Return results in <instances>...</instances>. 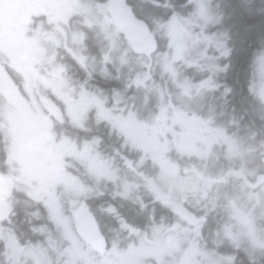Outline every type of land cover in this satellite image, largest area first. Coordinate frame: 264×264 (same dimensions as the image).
Segmentation results:
<instances>
[{
	"label": "rangeland",
	"instance_id": "rangeland-1",
	"mask_svg": "<svg viewBox=\"0 0 264 264\" xmlns=\"http://www.w3.org/2000/svg\"><path fill=\"white\" fill-rule=\"evenodd\" d=\"M19 2L13 0H0V27L7 32L0 40V51L4 54L11 55L10 60L13 64L20 62L18 55L19 40L17 37L11 39L8 26L18 28L19 32L16 36L22 37L20 28V6ZM50 0L47 1L44 8L39 10L41 14L50 13ZM15 5L13 9L12 6ZM95 6V7H94ZM97 7V8H96ZM58 8V7H57ZM76 9L78 24L88 27L93 23L103 27L109 20L108 6L97 4L94 5L87 0H81ZM222 10L220 0H195V17L192 19L189 16L174 15L164 24L155 28L153 31L158 36H164L167 39V52L160 53L159 65L163 66V71L170 70L171 77L179 82L178 74L175 73V65L179 64L189 69H193V75L201 73L200 81L184 80L180 83L182 96L179 97V105L188 108L176 110L175 122L182 123L180 111L184 110L188 115L197 116L198 119H204L203 94H196L197 89L209 90L217 84L212 83V76L216 73L217 68L211 70L200 69V64L195 58L196 53H199L202 44H209L212 49L218 51V47L224 46L223 41H219L224 37V33L210 29L216 21V13ZM100 11V13H99ZM5 15H4V13ZM64 12L61 9H54L56 18L62 19ZM110 21V20H109ZM47 22L48 18H47ZM109 26V25H108ZM50 33L45 34L48 39ZM15 40V42L13 41ZM44 49L47 48L46 43H43ZM38 42V43H40ZM165 48V49H166ZM6 50L7 52H5ZM129 55L127 53V59ZM140 56L139 58H141ZM133 59V58H132ZM132 62H130L131 64ZM145 68L150 69V74L143 75L144 88H150L152 81L151 62L148 59L142 60ZM157 65V64H156ZM209 72L211 75L209 77ZM134 78V77H133ZM28 82V81H27ZM212 83V84H210ZM256 92L264 103V60L257 74L255 81ZM67 85V82L64 83ZM63 80L54 79L51 82L49 79H44L43 84L39 87H44L45 95L42 103L35 105L34 101H29L32 104V112L26 114V111L19 110L16 107H4L5 104L1 100L0 107L4 117L7 114V122L12 137L11 150L14 154L17 168L11 172L14 174L10 177L12 187L18 186L23 188V192L34 202H41L50 212V216L56 221L61 230V237L56 240L55 236L45 228H41L44 233L41 238L32 246L25 250L18 244L10 246L9 250L14 257L24 256L26 261L32 260V264H226L229 256L226 252L214 253L213 250H206L200 246L198 238L202 236L200 226L197 224L202 220L192 216L191 220L187 211L192 213L195 207L196 199H187L188 193H200V187L195 179L197 174H191L192 171L200 173L201 160L205 156H209L215 147V143L219 142L218 131L210 128L206 124V128L201 126L190 125L184 131L181 138L172 136L175 130H167L168 134L160 128V125L171 123L166 114L157 115L153 119L155 122L147 121L136 122L134 118L138 114L135 103L127 109V114L130 117L120 119L118 122L127 136H130V141L135 139L138 145L142 148V164L150 159V165L156 163V177L152 178L150 173L141 168L135 167L131 161L124 158V164L127 170L132 172L141 181L143 187L149 186L153 189V195L160 198L165 203L171 205H179V208L185 210L180 212L178 207H172L180 220L189 221V225L172 224L170 229H158V231H147L145 233L137 231L133 227L122 224L121 230L114 232L104 224L105 233L111 238L109 248L107 250L95 251L90 246L85 245L80 241L77 231V219L81 213L82 204H78L77 199L84 196L87 191V179L73 176L72 171L84 170V174L91 173L97 176V181L101 178L112 176L102 162V146L99 138H93L91 142H81V146L71 145L67 141L58 139V134L54 130H50L48 124H44L42 119L45 110H50L55 107L60 112H65L69 121L74 125L83 122L86 112L89 107L87 97H72L64 90ZM27 88L30 86H26ZM80 93L87 92V89L78 90ZM191 93V99L187 94ZM194 94V95H193ZM40 97V94H38ZM188 97V98H185ZM140 105L145 106L148 100H140ZM12 104L15 101L12 100ZM58 104L60 106H58ZM193 112V113H192ZM6 113V114H5ZM192 113V114H191ZM174 120V117H173ZM33 125H31L30 123ZM171 126V125H170ZM148 127L149 129H147ZM204 129V130H203ZM165 135H171V141ZM133 137V138H132ZM214 143V144H213ZM226 150L230 153L234 151V142L229 139H224ZM50 146H53V153H50ZM187 158H186V155ZM262 166L258 167L259 171L263 170L264 174V150L261 151ZM61 158V160H60ZM246 158V155L245 157ZM186 160V161H184ZM149 161V160H148ZM154 162V163H152ZM243 162V161H242ZM230 164V162H227ZM248 163H252L251 160ZM75 166L73 167V165ZM111 166L113 162H109ZM194 167V168H193ZM72 169V171H71ZM16 173V174H15ZM236 173V172H235ZM234 174V172H232ZM108 179V178H107ZM255 180L254 189L259 194L256 196V201L260 203V207L246 209L242 207L245 194L241 191L244 186L236 181L230 182L229 189L217 191L215 196L218 202L227 203L232 221L226 217L228 223L221 225L219 230L220 245L228 249L231 246L247 242L249 248L260 254L264 249V189L262 183ZM189 181V182H188ZM0 182L5 184L6 179L1 177ZM14 183V184H13ZM99 183H103L102 180ZM98 183V185H99ZM130 188H136L134 178L128 180ZM149 184V185H147ZM264 186V185H263ZM203 194V192H202ZM215 196H213L215 198ZM251 195L248 196L250 198ZM260 197V198H259ZM262 199V200H261ZM263 201L262 205L261 202ZM211 203V202H209ZM60 204L64 206L65 211L69 214L66 216L60 210ZM219 204V203H217ZM254 205V204H253ZM5 206L0 204V219L3 217ZM261 216V224L259 220ZM191 218V219H192ZM100 220V219H99ZM74 222L72 225L71 222ZM100 222V221H99ZM264 224V223H263ZM262 226V227H261ZM215 251V250H214Z\"/></svg>",
	"mask_w": 264,
	"mask_h": 264
},
{
	"label": "flooded vegetation",
	"instance_id": "flooded-vegetation-1",
	"mask_svg": "<svg viewBox=\"0 0 264 264\" xmlns=\"http://www.w3.org/2000/svg\"><path fill=\"white\" fill-rule=\"evenodd\" d=\"M19 2L20 5V28L22 37L16 36L19 32L18 28L8 26V32L11 39L17 37L19 40L18 55L19 63L13 64L10 60L11 55L4 54L0 51V102H4V107H16L19 110H25L26 114L32 112V104L29 101H34L35 105L42 103L45 95L44 87H39L43 84L44 79H49L51 82L54 79L63 80V84L67 82L68 88L64 85V90L68 91L69 95L73 97L78 94L86 95L89 101L88 107V135L93 138L98 137L100 145L102 146V155L104 158L105 168L112 173L110 177L101 178L102 184L97 181L95 174L85 173L84 170H75V173L80 178L87 179V193L85 196V205L80 208L81 211H91V202H93L94 194L106 196L111 191L118 194L135 192L140 194L143 188L141 181H137V177L127 170L124 164V158H127L137 168L147 170L153 178V164L143 166L141 147L138 141H130L118 122L120 119L126 118L127 109L135 103L138 110L137 116L134 118L136 122H140L141 108L140 100H142L143 77L141 66L137 63V58L133 57L134 53L130 45L118 29L110 31L104 26L110 25V21L103 27L99 24L93 23L87 28L78 24V17L76 15V7L79 4L78 0H50L49 11L39 16V10L43 9L48 0H13ZM256 4L264 7V0H257ZM15 5L12 6L13 9ZM58 7V8H57ZM54 9H61L64 14L62 19L56 18ZM4 13V12H3ZM5 15V13H4ZM47 18L49 23L47 22ZM221 23L216 25L219 27ZM0 27V40L7 33L1 31ZM224 33L220 29L217 32ZM50 33L48 39L45 34ZM40 40L48 46L44 49ZM15 42V40H13ZM223 41L224 46L218 47V51L212 49V46L205 44L199 52L198 62L200 69L211 70L216 67V73L212 76V83L223 85L233 83V67L232 63V47L230 46V37L224 33V37L219 39ZM40 42V43H38ZM129 50V58L134 59L130 64L127 60V52ZM255 56L251 63L248 65L247 81L249 82V100L250 110L254 116L258 113V121L264 122V103L258 96L255 86L257 74L264 60V41L259 42L255 49ZM83 67L84 70H80ZM209 77L211 72L208 73ZM134 77V78H133ZM28 81V82H27ZM210 83V84H212ZM30 86V87H26ZM87 89V92L80 93L78 90ZM40 94V97H38ZM247 94V95H248ZM258 96V98L255 97ZM238 93L220 94L222 100L227 97L233 99L238 98ZM224 97V98H223ZM12 100L15 104H12ZM17 104V105H16ZM226 103L218 101L215 105L208 104L211 110L219 113V120H217V130L220 132V143H217V154L220 158L226 159L228 162L241 163L248 162L254 157L253 138L252 136L246 138L245 135L237 134L238 126L233 125V111L231 108L226 110L224 105ZM50 110H45L42 116L44 124H48L50 130L62 132L66 126L64 125V116H56L53 113V106ZM2 106L0 107V178L6 179V183L0 182V204L5 206L3 217L0 219V235H4L5 231L11 226L16 219L24 218L29 219V206L26 205L29 198L23 188H14L10 182L11 171L14 168L13 163L14 154L11 150V134L9 124L6 117H4ZM55 108V107H54ZM186 122V121H184ZM236 122V121H235ZM30 123V122H29ZM33 125L32 123H30ZM75 129L84 127V124H78ZM249 132V131H248ZM247 132V134H248ZM228 133V134H227ZM232 133V135H229ZM229 138L234 142V151L230 153L226 150L224 139ZM51 149V150H50ZM50 153H53V146H50ZM246 155V158H244ZM61 160V158H60ZM109 162H113L111 166ZM75 166V164H74ZM16 174V173H15ZM225 178L241 176L247 179H254L253 173L247 174H224ZM134 178L136 181L135 190L130 188L128 180ZM260 179V183L264 182V174H257L256 180ZM99 183V185H98ZM229 187L230 182L227 180L221 185ZM248 188V195L246 204L242 207L252 208L250 204L251 199L254 200V183L249 181L244 182ZM264 189V183L261 184ZM245 189V188H244ZM245 194V190L241 191ZM252 194V195H251ZM251 195V199L248 196ZM191 199L190 195L186 196ZM209 202L218 203L217 197L206 198ZM203 203L208 201L201 199ZM252 200V201H253ZM213 204V203H211ZM222 207H227L223 205ZM185 211V210H184ZM189 213L190 219L192 214ZM194 221V218H192ZM205 222V217L203 218ZM189 223V221H188ZM203 226V225H202ZM13 231V229H12ZM12 242L21 243L24 247L25 239H21L12 232V235L7 234ZM244 245V244H242ZM240 245L236 246L239 250ZM243 252H236L228 260V264H239L243 259L247 261L246 264H264V254L253 252L249 248V244L244 245ZM262 258V259H261ZM23 264V263H20Z\"/></svg>",
	"mask_w": 264,
	"mask_h": 264
},
{
	"label": "trees",
	"instance_id": "trees-1",
	"mask_svg": "<svg viewBox=\"0 0 264 264\" xmlns=\"http://www.w3.org/2000/svg\"><path fill=\"white\" fill-rule=\"evenodd\" d=\"M87 1L94 5H107L109 0ZM220 1L222 4V10L216 13V21L214 22L213 28H215L216 31H219L220 29L224 30V33L230 37L229 43L232 47L231 60L233 63L231 71L233 72L232 75H234V82L214 86L212 89L210 88L207 93L212 94L210 98L212 105H215L218 101H222L226 103L224 105L226 110H230L231 108L235 109L232 114L234 116L233 121L234 123L236 121L235 124L238 126V130L241 131V134L247 133V131H249L248 134H245L246 138H249L253 135V163L228 164L224 160L215 158L216 155L206 161L202 159L200 161V168H202L200 173L196 171L191 172L193 175H198L195 181L200 187V193H188L186 196L190 195L191 199L197 200V203L195 204L196 206L193 207L191 212L197 217H205L206 219L203 227H200V231L202 232V236L198 238L200 246L206 250H213V252L216 254L220 252H226L227 254L225 255L229 256L230 259V257L236 254V252H243L244 250L242 247L245 248V244L242 245L237 243V245H240L238 251L236 250L237 245L234 244L228 249L221 247V236L219 235V230L221 225L228 223L227 220H229L226 219L227 213L225 212L226 210L223 209L226 207L222 206L227 205L228 207V204L223 202H218L219 204H217L216 202H213V200L211 202L213 204H211L206 198L215 196V193L217 191H221L222 189H229L225 184L221 185L226 180L228 182H243L241 180L242 178L240 177H231L229 179L223 177L222 175L224 174H231L232 172H236L238 174L253 173L255 178L258 173L262 172L258 170V167L260 165L262 166L260 153L262 150H264V122H259L258 113L254 116L253 112L250 110V100L248 98V91L250 89L249 82L247 81V74L248 65L252 62L256 54L255 49L257 48L258 43L264 41V15L257 13L256 10L259 9H253V7L256 6L257 0ZM239 1L242 2L240 3ZM127 2L132 6L135 15L146 21L153 30L160 25H164L170 19V17L174 15L192 17V15H195L196 12L195 0H127ZM237 2L245 5L246 8H243L242 5ZM217 23H221L219 27L216 25ZM104 28L113 30L114 26L109 25L104 26ZM158 40L160 48H163L164 44L167 43V39L164 36L160 35ZM80 70H84L83 67H80ZM176 70H178L177 74L179 77V82L175 80V77L173 80V78L169 75L166 76V73L158 74L157 76H154V83L156 85L155 90L153 89L152 92H150L144 88L142 92L143 99L150 94V103L148 106H144L142 114L146 115V110L148 109V114L162 115L164 113L169 119H173L174 114L178 109L176 106L179 105V97L182 94V89L179 84L183 83L184 80L193 82H195V80H201L198 73L196 76L193 75V69L181 66V68H177ZM228 93H238L239 96L236 99L227 97V99L224 100L219 97L220 94ZM255 97L258 98L256 95ZM170 99L173 100L175 108H171L168 104ZM185 109L187 110L188 108L185 107ZM209 111L210 114L208 117L204 116V120L206 119L207 121L210 120L214 122L219 120V113L217 111L211 109H209ZM234 123L232 124L234 125ZM166 125L167 124H161L160 126L166 127ZM65 126L66 128L63 131L65 133L60 134L59 132L61 138L65 136L67 139H71V143H73L75 139L78 141L83 140L84 142L91 140V137H89L88 134H86L81 129H75L73 124ZM244 130H246V132H244ZM249 180L254 181L255 179ZM243 190H245V198L247 199L249 190L246 186ZM152 191L153 189H151L149 186H145L142 188L140 194L135 192L118 194L114 191H111L106 196L96 195L93 199V202H91V210L93 211L96 218L98 220L100 219L99 221L101 227L104 228V224H107L111 227L113 232L121 230V227H123L122 224L133 227L137 231L141 232L166 229V227L169 225L178 224L179 221L180 223H183L184 226L186 224L189 225L188 222L186 223L185 221L180 220L172 208H179V205L165 203L160 198L155 197ZM252 192L254 193V200H256V196L259 194L256 190ZM203 197L208 201L207 203L202 202L201 199H203ZM249 199H251V196ZM252 200L253 199H251L250 203L256 205L257 202L254 200L252 202ZM43 208V205L31 200L29 205V219H16V221H13L11 226H9V228L4 232L6 234L5 237L4 235H0V264H17V262L11 258L10 252L8 251V246L12 244V239L7 234L12 235V232H15L18 237L25 239L23 244H26L27 247H32L44 234L40 230L42 227L46 228L47 231L52 230L55 233L59 232L56 228L57 226L54 222H52V220L48 219L47 217L44 219V213L42 214ZM183 211L184 210L180 209V212ZM102 217L104 218L103 221L101 219ZM189 220L191 222L192 219ZM261 221L263 220H259L260 224ZM263 223L262 226H264ZM167 229L170 228L168 227ZM81 242L84 243L82 239ZM252 251L254 252V250ZM262 253L264 254V249L260 254ZM246 262L247 261L242 259L239 264H246Z\"/></svg>",
	"mask_w": 264,
	"mask_h": 264
},
{
	"label": "water",
	"instance_id": "water-1",
	"mask_svg": "<svg viewBox=\"0 0 264 264\" xmlns=\"http://www.w3.org/2000/svg\"><path fill=\"white\" fill-rule=\"evenodd\" d=\"M108 9L114 23L123 32L137 54L143 52L153 54L158 49L157 39L150 27L145 21L136 17L127 0H109ZM79 230L90 246L97 249L108 247L107 239L99 223L87 211L82 213Z\"/></svg>",
	"mask_w": 264,
	"mask_h": 264
},
{
	"label": "bare ground",
	"instance_id": "bare-ground-1",
	"mask_svg": "<svg viewBox=\"0 0 264 264\" xmlns=\"http://www.w3.org/2000/svg\"><path fill=\"white\" fill-rule=\"evenodd\" d=\"M239 2H240V1H239ZM239 2H237V3H239ZM241 2H242V1H241ZM241 2H240V3H241ZM240 3H239V4H240ZM240 5H242L243 8H246L245 5H243V4H240ZM254 8L259 9V10H256L257 13H261V15H264V7H263V6L256 4V6L253 7V9H254Z\"/></svg>",
	"mask_w": 264,
	"mask_h": 264
}]
</instances>
